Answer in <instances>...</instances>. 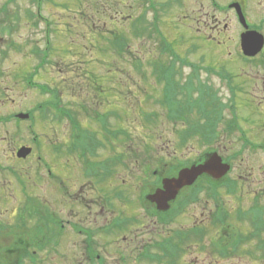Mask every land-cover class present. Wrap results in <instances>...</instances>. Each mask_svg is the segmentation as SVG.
Listing matches in <instances>:
<instances>
[{
    "label": "flooded vegetation",
    "instance_id": "1",
    "mask_svg": "<svg viewBox=\"0 0 264 264\" xmlns=\"http://www.w3.org/2000/svg\"><path fill=\"white\" fill-rule=\"evenodd\" d=\"M13 1L15 0H6L5 4L0 7V126H11L13 128L12 134L5 135L10 143L12 141L14 143L19 142L13 147L11 156L27 165H23L22 168H15L0 163V237L5 235L14 240L18 235L25 236L27 231L23 230L19 222L28 221L26 218L33 214L36 223L35 226L30 227L38 232L42 230V237L44 236L45 239H39V243L36 241V245L39 247L33 251L34 256H28V249H25L27 243H22L25 244L22 250L20 249L21 243H18L16 249L21 251H14V245L10 246L11 249L7 251L6 257H0V264H51L48 261L50 259L55 260L54 264H142L145 261L158 264L156 263L158 259L162 262H164L162 259L172 262L174 258L182 264H202L201 255L203 253L216 257L213 264H239V260L244 257L257 261L256 264H264V202L259 203V199L264 200V198L260 196L259 198L255 191H247L244 195L254 198L250 207H242L240 203L234 204L232 208L228 204L225 207L220 200V197L223 196V190L230 188L231 194L236 195L238 191V189L234 191L236 184L228 183L216 186L207 183L205 185V182L199 181L205 175L203 174L193 184L180 189L176 199L169 203L167 210H159L155 203L142 197L148 196L154 193L157 188L162 187L164 177L177 176L181 168L204 162L208 158L207 151L200 154L199 157L193 158V162L190 158L179 160L175 162V166L168 169H161L160 164L157 165L151 162L150 154L152 152L133 151L128 147H125L126 150L124 148L115 152L114 155L104 152L105 148H109V146L111 148L114 145L116 142L114 139L118 134L112 132L111 118L121 119L124 117V119H121L124 120V126L127 121L126 115L123 116L124 103L122 99L125 95L121 93V87H126L125 84L128 82L116 81L115 83L118 86H105L106 78L116 79L117 73L119 75L125 74V72H120L121 70L115 73L105 69L102 74L96 75L91 70H87L86 73L85 69L79 73V67L75 64H71L68 68L69 72L77 74L75 75L76 78L78 75L80 76V82L71 81L72 83L69 84L67 83L68 79L60 82L65 91L72 93L74 99L83 102L79 104V109L91 118V120H88L91 127L83 125L89 131V135L83 137L72 133L70 123L67 120L68 117L62 116L66 115L79 119L78 110L61 104L60 107L64 109V112L60 116L61 120H57V122L60 124L66 121L70 135L67 136L66 133L63 138L56 139L53 143L55 150H53V145L51 146L52 155H54L53 166L51 163L44 162V157L39 155V159L45 163L48 174L55 183L57 198L54 205L47 206V209L45 204L48 201L40 204L34 203L35 201L32 200L33 197L30 193V159L34 151L30 134L35 132L32 127L36 121V112L44 117L46 103L38 105L36 110L30 109L29 106L25 109L20 105L24 102L20 103L14 92L16 88H21L23 98L27 100L31 85L36 87L42 94L49 91V87L33 81L35 72L29 70L30 65L26 57L17 61L13 60L12 66L7 63L13 59L15 49L21 51L23 48L24 51V46L17 43L18 40L16 41L14 38L15 28L21 26L25 18L26 20L23 23L27 25L30 23L37 25L38 22L48 21L44 18L40 7H38L39 11H36V14L32 13V17L35 15L33 21L29 10H26L24 15H19L13 8ZM210 1L213 8L220 11L229 8L231 3L238 2L245 12V5L241 0L229 1L227 6H222L216 0ZM154 10L156 11L155 16L158 18L157 7L154 6ZM215 25L220 28L219 22ZM88 26L91 28V33H94L96 24L91 23L89 25L88 23ZM227 27V24L223 26L224 29H227ZM153 36L157 38L156 33H153ZM167 40L169 39L167 38ZM47 41H50V39ZM90 43L93 49L95 44L92 40H90ZM218 43L221 44L220 41ZM167 52L169 51L167 50ZM40 53L46 57L45 50L40 51ZM262 53H264V48L259 55ZM166 55L169 58L168 65L172 66L174 57L170 53ZM157 57H154L153 61L162 60ZM256 58H258V55L251 59L253 61ZM108 61H104L105 64ZM148 74L152 75L154 82L145 81L146 86H148L147 90L146 86L138 88L141 92H137L142 95L139 97L140 103L137 105L131 99L128 110L138 113L142 110V107L150 109L148 114L151 115L153 125L157 126V122L160 123L158 118H162L163 124L165 122L170 124L172 136L184 145L193 135H199L200 142L204 138V134L201 132L203 124H194L195 121L189 117V114L195 112L198 117H203L206 122L207 109H218L220 112L215 115V119L219 121L224 117V112H232L238 109L232 99L238 83L235 73L232 74V72L220 69L215 72H208L201 71L200 68L197 71L189 70L188 72L183 70L138 72V75L145 79L151 77H147ZM210 74H215L214 80L211 79ZM120 78L118 77V79ZM262 78L264 83V77ZM129 79H133L131 83L139 84L134 77ZM223 89L230 93L225 99L221 96V90ZM113 96L117 97L114 102L111 100ZM147 100L152 101L153 107L144 106L147 104ZM154 105L163 110V114L155 111ZM112 106L117 108L110 111L108 108ZM257 107L264 108V98L263 103L261 100L258 102ZM211 117L213 116L211 115ZM263 119L264 115L261 117L262 121ZM94 123L101 127V131L92 129ZM127 123L133 128V132L137 129L135 124L137 122ZM120 132L124 136L123 141H125L119 145L120 147L125 146L127 142L137 143L134 140L136 137L131 134H128L129 139L127 140L126 128L121 127ZM36 137L37 134H34V142L37 140ZM82 139L87 140V144H77V141H82ZM30 146L33 148L32 153L26 157H20V149ZM184 153L177 151V149L171 152L173 162L179 158V155ZM2 155H7L6 147L2 151ZM136 158L141 160L137 161L139 164L137 168L145 175L143 176V182L148 180L146 177L154 179V177H150L151 172L152 175L161 176L160 185L154 180L155 183L151 186L154 187L153 189L146 183L138 184L142 187L138 202L141 203V206L145 209L144 211L149 216L155 218L153 219L155 220V224L153 223L155 228H153V231L148 232L142 231L139 222L141 214L136 210L134 212L129 209L131 200L128 199L125 193L126 190L121 189L128 184L120 175L124 169L134 170V167L130 166L127 161ZM153 165H156V167L153 168ZM54 169L56 171L53 173ZM164 173L167 174L163 175ZM113 179L121 180L119 187L114 189L111 188L114 187V184L111 183ZM78 182L81 184L77 190L75 188ZM36 185L38 186V183L34 187ZM88 189L95 197H86ZM142 189L146 190L145 195H143ZM203 194L204 196H201ZM202 201L204 204L201 203ZM9 202H12V204L10 205ZM208 202L213 203L208 219L202 220L196 216L195 219H191L192 223L190 225L185 224V217L188 216L189 209L200 207V209L207 210ZM128 209L133 213H127ZM231 215H233L232 218ZM47 216L51 218L48 219ZM233 218L234 222L231 223L230 219L233 220ZM133 223H135L134 228L129 230ZM158 225L162 226L163 229L159 230ZM231 228L236 230L229 232ZM143 234H150V237H145ZM250 241L254 242L252 248L248 246ZM245 243L248 244L247 248H243V246H246ZM23 252L24 257L15 258V255L13 258L10 257L11 254L20 256ZM39 252L41 254L36 256ZM111 254L114 255L113 262H108L105 255ZM191 254L194 255L193 259L185 260V257ZM27 257H29L30 262L24 263V258L27 260Z\"/></svg>",
    "mask_w": 264,
    "mask_h": 264
},
{
    "label": "rangeland",
    "instance_id": "2",
    "mask_svg": "<svg viewBox=\"0 0 264 264\" xmlns=\"http://www.w3.org/2000/svg\"><path fill=\"white\" fill-rule=\"evenodd\" d=\"M37 1L40 4H38ZM37 1H13V8L19 15H24L25 11L29 10L33 21V19L35 20V15L32 17V13L36 14L39 11L38 7H40V11L48 22L43 21L41 23L38 22L37 25L33 23L27 25L23 23L24 20H26L25 18L22 21L21 26L15 28L14 38L16 41L18 40L17 43L24 46V51L23 48L21 51L15 49L13 59L7 64L12 66L13 60L17 61L26 57V60L30 65L29 70H31V72H36L33 81L37 82V84L41 83L44 86L48 85L50 93L47 91V93L42 94L36 87L31 85V91L28 93L29 97L26 100L23 98L22 89L16 88L14 92L15 96L18 97L20 103L24 102L20 104L21 106L25 109L29 106L30 109L32 108L36 110L37 106L41 103L58 101V103L66 105L69 108L77 109L80 122L85 126L91 127L88 124L90 123L88 120H91V118H89L87 113L82 112L79 109V104L83 102L74 99L70 91H65L60 81L68 79L67 83L69 84L72 83L71 81L80 82L79 75L76 78L75 75L77 74L69 72L68 68L71 64L78 65L79 73L84 69H89L95 72L96 75L102 74L105 69L115 73L121 70L120 72H125V74L119 75L117 73L116 79L106 78L105 86H118L115 83L116 81L128 82L125 84L126 87H121V93L125 95L122 99L124 103L122 109L123 116L126 115L125 118H127V121L124 126V120H121L124 119V117L121 119L111 118L110 126L112 127V132L120 134H117V137L114 139L116 141L114 145L111 148L110 146L109 148H105L104 152L114 155L115 152L121 151L125 147H128L133 151L143 150L152 152L150 154V159H152L151 162L157 165L160 164L161 169H168L169 167L175 166V162H178L179 160H188V158L195 159L205 151L209 152L210 150H214L220 155V157H223V160L228 163L230 167L229 171H227V179H233L231 183L232 185L235 184L234 181H238V186H236L238 188L237 194H231V191L229 190L230 188H225V190H223V196L220 197L221 204L223 203L225 207L229 205L231 208L236 203H240L242 207H250L254 198L244 196L247 191H255L258 194V197L260 196L264 198V150L257 148L256 146L249 148L243 143V137L236 135L235 131L234 133L229 132L227 121L230 120L229 116L231 112H224L223 121L218 127H215V129H217L216 132L219 133L217 140L214 139L213 141L210 139L208 142L205 140L200 142L199 135H193L190 137L189 141L185 143V146L172 136V128L170 124L167 122L163 124L162 118H158L160 123L158 121L157 126L146 125V121H144L145 119H142V116L140 115L141 111L140 113H136L128 110L131 99L137 105L140 103L139 97L142 95L138 88L146 86L145 81L149 83L154 82L151 74H148L147 76H151L150 78L145 79L141 78V76L138 75V72H152L153 66H151L149 62L156 56H158L157 58L160 57L162 60H165V65L166 62L169 61L168 55L165 53L160 54L158 50L159 45L156 39L152 36H147L146 33H143L146 35L141 36L134 33L138 28V24H143L142 27L145 28H151L153 23L158 20V24H161L162 32L166 35L165 37L170 40V46H172L174 51H176V53L187 63L194 64L198 67L200 66L199 68L201 71L215 72L220 69L237 75L238 83L234 93L235 96L233 95L232 97L233 101H235V107L238 106V109L235 110L236 115L238 116L237 119L235 118L236 123L242 129L243 133L248 136L250 141L264 145V119L263 121L261 120V117L264 115V108L257 107L258 102L262 100L263 103L264 98V83L262 82V77H264V53L258 55V58L253 62L242 60L239 34L243 30V27L241 26V23H239L235 12H232L233 10H229V8L221 11L215 10L211 5L210 0H155V7H157L159 13V15L157 13L158 18L155 20V10L149 6V0ZM216 1L222 6H227L229 1L233 0ZM241 1H243L245 5V15L248 23L252 24L257 30L262 31L264 34V0ZM5 2L6 0H0V7L3 6ZM218 22L220 28H217L215 25ZM88 23L89 25L91 23L96 24L94 33H91L92 31L91 28H89ZM225 24L228 25L227 29L223 28ZM114 31L124 33V36L128 38L129 46L124 52L116 53L111 49L110 40L113 37L112 33ZM49 39L50 41H47ZM90 40L95 44L93 49ZM219 41L221 44L218 43ZM43 50H45L46 57L42 56V53H40V51ZM102 60L109 61L105 64ZM139 61L142 62V66L137 68L134 63H138ZM185 61L177 63V67L179 70L188 72L191 68ZM120 76H122V78H120ZM209 76L214 80L215 74H210ZM118 77L120 79H118ZM130 77H134L139 84L131 83L133 79L130 80ZM129 83L131 85L133 84V86L131 87ZM147 89L148 86H146V90ZM229 94L230 93L227 92V90H221V96L224 97V99L228 97ZM111 100L114 102L117 100V97L113 96ZM146 102L147 104L144 106L153 107L151 100H147ZM115 108L117 107L112 106L108 109L111 111ZM144 108L145 107H142V112H144V114L150 111V109ZM154 108L155 111L163 114V110H160V108L155 105ZM189 117L199 124L205 122L204 118L198 117L195 112L189 114ZM127 122H137L135 123L137 129L133 132V128H131ZM97 125L98 124L94 123L92 129L101 131V127ZM121 127L126 128L128 134L134 135L136 137L134 140H136L137 143L127 142L125 143V146L122 145L120 147L119 145L125 142L123 141L124 136L120 132ZM32 129L35 131L30 134L31 144L34 146L32 154L35 153L36 155L31 154L30 159V193L35 204L48 201V203L45 204V208L47 209V206L54 205V201H56L57 198V192L55 191V183L52 178H50L48 169L43 161L48 162L49 164L51 163V165L54 164V155H52L51 146L56 139L63 138L64 134L67 133V136H69L70 130L68 131L67 129L66 121L58 124L57 121L52 119L51 115L47 114L46 117H42L38 112H36V121ZM12 131L13 128L11 126H0V163L9 165L10 167L14 166L15 168H22L23 165L27 164L22 163L11 156L13 147L19 142L14 143V141H12V143H10L9 139L5 136L12 134ZM34 134H37V142L33 141ZM10 145L12 146L8 147ZM5 147L7 148V155L3 156L2 151H4ZM176 149L177 151L185 152L186 154L184 153V156L179 155V158L175 159L173 162L171 152ZM39 155L44 157L43 161L39 159ZM138 160L141 161L139 158L128 159L127 163L134 167V170H123L120 176L124 181L126 180L125 182L128 185L124 183L126 186L121 189L126 190L125 193L128 196V199L131 200V207H129V209H132L134 212L136 210L141 214L139 217L140 219H138L142 231L148 232L153 231V228H155L153 225L155 221L153 219L155 218L149 216V214L144 211L145 209L141 206V203L138 202L140 190L142 188L138 184L146 183L151 187L152 184L155 183L154 180L157 181V178L149 179L146 177L148 180L143 182V176L145 175L137 168L139 166ZM154 166L156 167V165H153V168ZM55 171L56 170L54 169L53 173ZM176 173L177 172L175 171V174ZM166 174L164 173L163 175ZM204 176L199 180L202 183L208 179L216 186L221 184V182L222 184H225L224 178L217 180L218 177ZM9 178L11 179L10 176ZM120 182L121 180L113 179L111 183L114 184V187L111 188L114 189L119 187ZM37 183L38 186L36 185L34 187ZM80 184L81 183L78 182L75 189L78 190ZM206 184L207 183L205 182V185ZM200 185L202 186V184ZM153 188L154 187H151V189ZM148 190L147 192H149ZM144 191L146 190L142 189V193ZM87 192V198L95 197L89 189ZM201 196H204V194ZM260 202L263 203L264 200L259 199V203ZM201 203L204 204L203 201ZM9 204L11 205L12 202H9ZM212 208L213 203L208 202L207 210L200 209V207L189 209L190 212H188V216L185 217V224L190 225V223H192L191 219H195L196 216L200 217L202 220L208 219L209 211ZM129 209L127 213H133ZM232 217L233 215H231V218ZM47 218L50 219L51 217L47 216ZM26 220L28 221L19 222V225L23 230L27 231L25 236L18 235L14 240L5 235L0 237V257L5 258L8 253L7 251L11 249L10 246L12 245L15 247L14 251H21L25 245L22 243H27V248L25 249H28V256H34L33 251L35 248L38 249L37 247H39L36 245V241L39 243V239L43 238L44 240L45 237H42V230L41 232H38L31 228L33 225L35 226L36 223V218L33 214L26 218ZM230 222L233 223L234 218L233 220L230 219ZM134 225L135 223L132 224L129 230L133 229ZM160 229H163V227L159 226V230ZM235 230L236 229L231 228L229 232H234ZM143 236L150 237V234H143ZM31 239L33 240L30 241ZM18 243H21V250L16 249L18 248ZM245 244L246 246H243V248H247L248 244V246H251L252 248L254 242L250 241V243ZM23 254L24 252L20 256L11 254L10 257L13 258L15 255V258H19L23 256ZM39 254H41V252L37 253L36 256ZM105 256L108 262H113L114 255L111 254ZM193 257V254L188 255L185 257V260L193 259ZM201 258L202 264H213L214 259H216L213 255L209 256L208 253H203ZM28 259L29 257H27V260L24 258V263H29L30 259ZM162 260L164 262L161 260L159 261L158 259L156 263L182 264L175 258L172 262L164 259ZM20 261H22V259H20ZM48 261L51 264L55 263V260L53 261L50 259ZM256 263L257 261H252L246 257L239 260V264ZM142 264L151 263L145 261Z\"/></svg>",
    "mask_w": 264,
    "mask_h": 264
},
{
    "label": "water",
    "instance_id": "3",
    "mask_svg": "<svg viewBox=\"0 0 264 264\" xmlns=\"http://www.w3.org/2000/svg\"><path fill=\"white\" fill-rule=\"evenodd\" d=\"M237 9L240 22L247 29L241 35V47L246 56L257 55L264 46V35L262 32L256 30H249L247 20L244 16L240 3L232 4ZM31 147H22L19 151L20 157H26L31 154ZM201 164L193 165L190 168L182 169L178 177L166 178L163 180V187L157 189L154 193L149 194L147 198L155 203L159 210H167L169 202L174 200L179 190L186 186L193 184L197 177L207 173L214 177H222L229 170V165L222 162V158L217 153H212Z\"/></svg>",
    "mask_w": 264,
    "mask_h": 264
},
{
    "label": "trees",
    "instance_id": "4",
    "mask_svg": "<svg viewBox=\"0 0 264 264\" xmlns=\"http://www.w3.org/2000/svg\"><path fill=\"white\" fill-rule=\"evenodd\" d=\"M157 31H159L158 28H157ZM134 33L136 35H138L139 29H136L134 31ZM112 34H113V37L110 40L111 41V49H113L116 53L124 52L126 50V48L129 46L128 38L124 36V33H119V32L114 31ZM149 34L150 33H148L147 35H149ZM139 35H141V34H139ZM162 39H164V38H162ZM162 43H163V45H162L163 48H161V49H164L165 51L168 50L169 52H167V53L173 54V56L175 58L173 63H172V66L165 65L164 63H161L160 61L149 63V64H151V66H154V70H175L176 69V63H177V61L181 60V58H180L179 54H177L176 51H174L172 46H170L169 42L167 43V41H163ZM244 60H250V59L244 58ZM102 61L104 62V60H102ZM134 65L137 66V68H140L142 66V62L139 61L138 63H134ZM208 67H210V66H208ZM208 69H210V68H208ZM85 72L87 73L88 71L85 69ZM49 93H50V90H49ZM203 102H206V101H203ZM60 105L61 104L58 103V101H53V102L51 101L49 103H46V109L43 113L44 117H46V115L48 114V115H51L52 119H54L55 121L61 120L60 116L63 115L62 112H64V109H62L60 107ZM146 115H147V117H146L147 122H150L151 115H149L148 113H146ZM62 117H68L67 120H68V123H70V127H71V130L73 131L72 132L73 134H75V135L78 134L79 136H83V137H86L89 135V131L87 130L86 127L83 126V124L80 122L79 119H77L76 117L72 118V117L66 116V115H63ZM213 127L214 126H212V125H207L206 127H204L203 131L205 133L209 134V133H211ZM126 136H127V140H128L129 139L128 132H127ZM86 142H87V140L82 139V141L81 140L77 141V144L78 143L87 144ZM52 147H54L53 150H55V146L53 145Z\"/></svg>",
    "mask_w": 264,
    "mask_h": 264
}]
</instances>
